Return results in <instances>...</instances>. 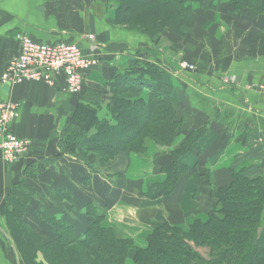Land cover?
I'll list each match as a JSON object with an SVG mask.
<instances>
[{"label":"crops","instance_id":"crops-1","mask_svg":"<svg viewBox=\"0 0 264 264\" xmlns=\"http://www.w3.org/2000/svg\"><path fill=\"white\" fill-rule=\"evenodd\" d=\"M234 1L194 3L193 26L182 29L183 37L165 30L152 39L113 24L119 0H0V101L19 104L20 116L11 130L31 142L28 153L15 164L5 163L0 149V208L13 187L25 183L36 191L26 222L44 239L56 237L44 217L84 233L85 212L94 207L105 227L143 248L164 224L185 228L196 220L206 221L213 194L230 182L232 169L262 175L264 19L248 9L234 12ZM20 32L42 43H76L100 56V64L85 74L84 91L108 96L107 83L115 70L138 61L159 65L164 81L173 87L181 121L174 144L162 147L147 140L145 154L127 152L106 164L96 154L61 157L58 141L80 96L67 92L64 76H58L54 85L26 82L10 86L8 95L2 91V74L19 53ZM90 35L95 39L89 40ZM182 62L197 70L182 69ZM148 98L146 91L143 99ZM196 132H202L199 150L180 158L195 172L182 178L173 195L159 197L157 187L167 180L165 169L172 165L173 153ZM47 160L52 163L36 179L27 177ZM0 226L4 228L1 216ZM0 264H16L12 246L1 232Z\"/></svg>","mask_w":264,"mask_h":264},{"label":"trees","instance_id":"trees-1","mask_svg":"<svg viewBox=\"0 0 264 264\" xmlns=\"http://www.w3.org/2000/svg\"><path fill=\"white\" fill-rule=\"evenodd\" d=\"M194 3L202 5L201 0H119L113 24L152 39L165 30L183 37L182 29L193 26ZM243 9L264 19V0H235L234 12ZM163 75L159 65L138 61L114 71L107 83L108 96L83 89L59 138L60 156L96 154L106 164L127 152L145 154L147 140L172 146L181 121L173 87ZM146 91L147 101L143 99ZM201 133L188 135L173 153L174 161L165 169L167 180L157 187L159 197L173 195L182 178L194 171L180 158L199 150ZM51 163L41 162L28 177L36 179ZM203 176L209 181L207 172ZM35 194L25 183H18L0 208L4 228L22 264H128L129 260L133 264H264V245L260 243L264 237V173L255 176L246 169H232L230 182L213 194L206 221L196 220L185 228L164 224L153 231L143 248L103 226V217L94 207L85 212L88 225L84 233L54 217H44L56 231L55 239L46 240L26 222Z\"/></svg>","mask_w":264,"mask_h":264},{"label":"built area","instance_id":"built-area-1","mask_svg":"<svg viewBox=\"0 0 264 264\" xmlns=\"http://www.w3.org/2000/svg\"><path fill=\"white\" fill-rule=\"evenodd\" d=\"M88 39L94 40L95 37L90 35ZM16 40L19 53L1 77V82L10 86L26 82L54 85L58 76H64L67 92L78 95L84 89L85 74L101 62L100 56L87 53L76 43H42L21 32L16 35ZM181 68L191 72L197 70L188 62H182ZM19 116L18 103L0 101V149L7 164L19 162L31 145L29 140L19 139L11 130Z\"/></svg>","mask_w":264,"mask_h":264},{"label":"water","instance_id":"water-1","mask_svg":"<svg viewBox=\"0 0 264 264\" xmlns=\"http://www.w3.org/2000/svg\"><path fill=\"white\" fill-rule=\"evenodd\" d=\"M2 91H3L6 95H8L9 92H10V85H9V84H5V85L2 87ZM0 232L4 235V237L7 239V241H9V243H11L12 250H13V252H14V254H15V257H16V263H17V264H22V263H21V257H20V254H19L18 250H17V247H16V245L13 243V241H12L10 235L8 234V232H7L3 227H1V226H0Z\"/></svg>","mask_w":264,"mask_h":264},{"label":"rangeland","instance_id":"rangeland-1","mask_svg":"<svg viewBox=\"0 0 264 264\" xmlns=\"http://www.w3.org/2000/svg\"><path fill=\"white\" fill-rule=\"evenodd\" d=\"M66 125V124H65ZM65 127V126H64ZM28 177V176H27ZM103 223V222H102ZM104 226V225H103ZM51 227V226H50ZM33 229H34V227H32ZM52 228V227H51ZM50 228V229H51ZM35 230V229H34ZM52 230H53V233H54V235L56 234V231H55V229L54 228H52ZM36 231V230H35ZM42 238H44V237H42ZM124 239V238H123ZM260 243H261V245H264V237L262 236L261 237V239H260ZM145 247L147 246V241H145ZM128 264H133L132 263V261L131 260H129V262H128Z\"/></svg>","mask_w":264,"mask_h":264}]
</instances>
